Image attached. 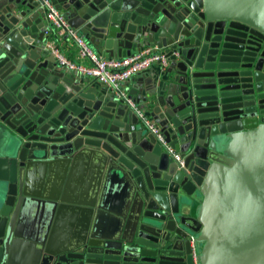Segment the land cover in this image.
Returning a JSON list of instances; mask_svg holds the SVG:
<instances>
[{"label":"water","instance_id":"obj_1","mask_svg":"<svg viewBox=\"0 0 264 264\" xmlns=\"http://www.w3.org/2000/svg\"><path fill=\"white\" fill-rule=\"evenodd\" d=\"M45 1L166 68L124 97L59 67ZM191 238L264 264V0H0V264H193Z\"/></svg>","mask_w":264,"mask_h":264},{"label":"built area","instance_id":"obj_2","mask_svg":"<svg viewBox=\"0 0 264 264\" xmlns=\"http://www.w3.org/2000/svg\"><path fill=\"white\" fill-rule=\"evenodd\" d=\"M47 10L45 12V20L47 26L53 30V39L51 42L46 43V48L53 55L57 65L65 70L75 72L82 76L92 79L94 82L103 85L109 91L120 92L125 97V94L121 91V87L124 83L131 80L133 77L149 70L153 65H158L160 68L165 69L168 63L166 55L157 49L156 47H144L140 51L125 57H112L106 58L101 54L93 51L86 43L84 39L76 35L67 24V21L63 17L62 13L50 5L47 1L44 2ZM48 36L51 34L45 32ZM66 35H70L71 41L77 46L78 56L81 59H86L89 64L78 65L67 58H65L56 48V42L62 41ZM128 102L131 103L130 100ZM139 116L143 118V115L138 112ZM144 123L149 127L151 132L155 134L160 141L162 138L159 134V130L154 126L152 122L144 119ZM173 159L180 167L183 166V159L179 153L169 149ZM190 249L193 264H199L197 246L194 243L193 238L190 241Z\"/></svg>","mask_w":264,"mask_h":264},{"label":"crops","instance_id":"obj_3","mask_svg":"<svg viewBox=\"0 0 264 264\" xmlns=\"http://www.w3.org/2000/svg\"><path fill=\"white\" fill-rule=\"evenodd\" d=\"M51 40H54L52 34L49 36L48 42H51ZM56 48L65 58H67L69 61H71L75 64H78V65L89 64V62L86 59H81L78 56L77 46L74 44V42H72L70 40L57 41L56 42ZM114 57H116V55ZM161 70H164V69L160 68L158 65H153L149 70H147L148 72L145 71V72L133 77L128 82L124 83L123 86L121 87V91L125 94L126 97H127V93H129V92L135 93L136 91H138L144 87V83L142 82L143 80L148 79L149 75L157 76L159 73L162 72ZM137 77H143L141 79V82H139V83L135 82ZM93 84H98V83L93 82ZM64 219L65 218L63 217L61 219V222L64 221ZM64 227H65V224L61 225V230L64 229Z\"/></svg>","mask_w":264,"mask_h":264},{"label":"rangeland","instance_id":"obj_4","mask_svg":"<svg viewBox=\"0 0 264 264\" xmlns=\"http://www.w3.org/2000/svg\"><path fill=\"white\" fill-rule=\"evenodd\" d=\"M202 245H203V243H201V242L198 243V245H197L198 253L201 251Z\"/></svg>","mask_w":264,"mask_h":264}]
</instances>
